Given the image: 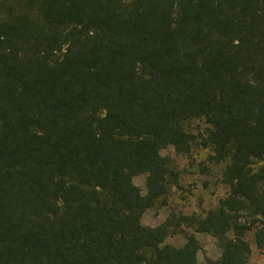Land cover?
Returning a JSON list of instances; mask_svg holds the SVG:
<instances>
[{"label": "trees", "instance_id": "obj_1", "mask_svg": "<svg viewBox=\"0 0 264 264\" xmlns=\"http://www.w3.org/2000/svg\"><path fill=\"white\" fill-rule=\"evenodd\" d=\"M194 146L225 196L144 224ZM197 233L264 248V0H0V264H199Z\"/></svg>", "mask_w": 264, "mask_h": 264}, {"label": "rangeland", "instance_id": "obj_2", "mask_svg": "<svg viewBox=\"0 0 264 264\" xmlns=\"http://www.w3.org/2000/svg\"><path fill=\"white\" fill-rule=\"evenodd\" d=\"M205 125L197 122L192 125L195 133L203 130ZM210 151L194 146L188 154H177L173 147L162 150L163 155L173 159V165L180 175L178 186L171 190L166 200H159L143 215V223L156 226L173 214H206L217 206L219 199L226 194V187L220 178V167L208 163L207 156ZM145 175L134 178V182L146 194ZM201 243V250L197 257L199 264H207V258L217 259L221 254L217 240L205 233L196 234ZM251 243L252 253L246 264H264V248L257 247L253 233L247 236ZM185 242L183 234H171L166 243L181 246Z\"/></svg>", "mask_w": 264, "mask_h": 264}]
</instances>
